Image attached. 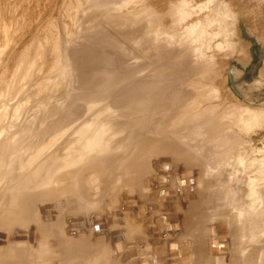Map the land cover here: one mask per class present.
Instances as JSON below:
<instances>
[{
  "label": "rangeland",
  "instance_id": "obj_1",
  "mask_svg": "<svg viewBox=\"0 0 264 264\" xmlns=\"http://www.w3.org/2000/svg\"><path fill=\"white\" fill-rule=\"evenodd\" d=\"M102 257L264 264V0H0V264Z\"/></svg>",
  "mask_w": 264,
  "mask_h": 264
},
{
  "label": "bare ground",
  "instance_id": "obj_2",
  "mask_svg": "<svg viewBox=\"0 0 264 264\" xmlns=\"http://www.w3.org/2000/svg\"><path fill=\"white\" fill-rule=\"evenodd\" d=\"M84 58H85V57H84ZM85 60H86V59H85ZM73 88H74V87H73ZM93 88H94V87H93ZM143 90H144V89H143ZM138 91H139V90H138ZM140 95H141V94H140ZM96 97H97V96H96ZM130 103H131V102H130ZM147 105H148V104H147ZM116 109H117V108H116ZM118 110H121V109L119 108ZM255 111H256V110H255ZM257 112H258V111H257ZM253 113H254V112H253ZM256 116H257V115H256ZM69 119H70V118H69ZM71 121L73 122V119H72ZM71 125H72V124H71ZM107 127L110 128V126H107ZM111 130H112V128L110 129V131L108 130V131L110 132L109 134H111ZM119 133H120V132H119ZM105 139H106V138H105ZM98 140H99V139H98ZM109 141H110V139H109ZM113 141H114V140H113ZM90 142H91V141H90ZM87 146H89V144H88ZM112 149H114V148H112ZM90 155H91V154H90ZM136 161H137V160H136ZM161 164H162V163H161ZM163 164H164V162H163ZM160 169H163V168L160 167ZM166 171H167L166 169H164V170H162V171H161V170H157V171H156V176H158V177H156V181H157V180H159V181H163L162 178H164L165 176H167V173H168L167 179H169V181L167 180V184H168L167 187H166V184L164 185V184H162V182H161V184H160V182L157 183V185H161L162 187L164 186V189L167 188L166 190H163V191H165V192H166L167 190H169V186H170L169 183L172 182V181L170 182L171 178H169V177H171V176L169 175V174H170L169 171H168V172H166ZM170 172H172V171H170ZM184 173H185V172H181V173H179V174H184ZM165 178H166V177H165ZM188 179H189V178H188ZM188 179H187V178H184V179H180V178H179L178 180L176 179L178 185H177V184L175 185V184L173 183L175 186H177V187H175L174 189L176 190V188H177L176 191H177L178 195H179L180 197H182V198H185V195H186V194L184 195V193L182 192V189H183L184 186H182V185L180 184V182H181L182 180H183V181L185 180L186 182H188ZM190 179H191V178H190ZM176 181H175V182H176ZM191 182H193V181H191ZM181 183H182V182H181ZM192 185H193V183L190 185L191 188H192ZM187 186H188V184H187ZM187 186H185V187H187ZM190 186H188V187H190ZM173 187H174V186H173ZM162 189H163V188H162ZM193 189H194V188H193ZM175 190H174V191H175ZM171 191H172V190H171ZM169 192H170V190H169ZM177 193H176V194H177ZM192 194H193V193H192ZM192 194H191V195H192ZM178 195H175V194L173 193L172 196H171V195H169V196H170V197H174V199L177 200L178 198H177L176 196H178ZM188 196H189V194H188ZM176 198H177V199H176ZM188 198H189V197H188ZM191 200H192V199H191ZM135 201H136V200H133V199H126V200L124 201V203H123L121 209H123V208L126 206V203H127V202H129V203H133V202H135ZM136 202H137V201H136ZM174 203H175V202H174ZM150 204H152V203H150ZM169 204H170V203H169ZM69 206H70V205H69ZM134 206H135V204H132V205H130V206H128V207H130L131 209L134 210V209H135ZM126 207H127V206H126ZM128 207H127V208H128ZM157 207H158V206H157ZM145 209H146V208H145ZM118 210H120V208H118V209L116 208V209H115V212H114L115 215L118 213V212H117ZM156 210H157V209H156ZM112 211H114V210H112ZM112 211H111V213H112ZM134 211H136V209H135ZM134 211H133V212H134ZM150 211H152V208H151L149 205H147V213H150ZM130 212H131V211H130ZM145 212H146V211H145ZM123 213H124V212H123ZM119 214H120V213H119ZM119 214L116 215V217H114V216H115V215H114L113 218H116V219L118 218V219L121 220L122 218H120V217H122V213L120 214V216H119ZM125 214H129V213L125 212ZM151 214H152V213H151ZM118 216H119V217H118ZM98 220H99V219H98ZM106 220H108V219H106ZM96 221H97V220H94L93 222H91V225L89 226V228H96V229H97V228H100V230L106 228L104 222L101 223V222H96ZM101 221H102V220H101ZM115 221H116V220H115ZM118 221H119V220H118ZM106 222H107V221H106ZM119 222H120V221H119ZM116 224H117V223H116ZM121 224H122V223H121ZM162 224H163V223H162ZM85 225L87 226V224H85ZM115 226H116V225H115ZM116 227H117V226H116ZM116 227H113V229H117V228H118V227H117V228H116ZM152 227H157V224H156L155 226L153 225ZM167 227H168V226H167ZM175 228H176V227H175ZM79 230H80V229H79ZM100 230L97 229L96 234L98 233V236L101 235V234H100ZM80 231H81V230H80ZM83 231H84V229H83ZM150 231H151V230H150ZM173 231H174V230H173ZM86 232H87V231H86ZM79 233H80V232H79ZM84 233H85V232H84ZM171 234H172V233H171ZM26 235H27V237H28V232H27L25 235H24V234H17V235L15 236V238L18 237V236H26ZM101 236H102V235H101ZM116 236H117V235H116ZM102 237H103V236H102ZM114 237H115V236H113V238H110V242H111V244L113 243V246L116 248V247L118 246L119 242H120V241H119L120 238H119V240H117V241H115V242H112V240L114 239ZM31 238H32V237H31ZM34 240H35L34 244H36V236L34 237ZM26 241H27V240H26ZM132 241H134V240H126V242H128V243H129V242H132ZM14 242H15V240H14ZM16 242H17V241H16ZM16 242H15V243H16ZM17 243H18V242H17ZM19 243H20V242H19ZM114 243H118V244H114ZM152 245H153V244H152ZM34 246H35V245H34ZM111 246H112V245H111ZM111 249H112V248H111ZM161 249H162V248H161ZM116 251H117V250H116ZM126 251H127V250H126ZM116 253H117V252H116ZM132 257H133V256H132ZM141 258H145L142 262L147 263V258H148V257H147V254H145V255H141L140 258H138V261H139V262H140V259H141ZM149 264H150V263H149Z\"/></svg>",
  "mask_w": 264,
  "mask_h": 264
},
{
  "label": "water",
  "instance_id": "obj_3",
  "mask_svg": "<svg viewBox=\"0 0 264 264\" xmlns=\"http://www.w3.org/2000/svg\"><path fill=\"white\" fill-rule=\"evenodd\" d=\"M229 75H230V80H231V86H232V88H233V90L235 91V93L239 96V97H241V98H243V99H245V93L238 87V85H236V83H235V81H236V78H235V76H236V71H235V68L233 67V68H231V70H230V72H229ZM165 169H169V167H164ZM187 175V174H186ZM186 175H182V178H185L186 177ZM187 191H188V189H187ZM186 190H184V192H187ZM185 199H187V198H185ZM171 247H173V246H171ZM154 250H156V248L154 247ZM154 252H156V251H154ZM171 256H176V255H174V254H171Z\"/></svg>",
  "mask_w": 264,
  "mask_h": 264
},
{
  "label": "crops",
  "instance_id": "obj_4",
  "mask_svg": "<svg viewBox=\"0 0 264 264\" xmlns=\"http://www.w3.org/2000/svg\"><path fill=\"white\" fill-rule=\"evenodd\" d=\"M169 210H172V208H170ZM148 227V226H147ZM149 228V227H148ZM74 237H77V236H75V235H72V238H74ZM104 246V245H103ZM57 253H58V247L56 246V256H57ZM58 255H59V253H58ZM76 260H74V259H68V260H66L65 262L63 261V262H58V264H74V262H75ZM57 264V263H56ZM80 264V263H79ZM82 264H112V262H109L108 261V259H107V257H102L101 259H100V261L99 262H93V260L92 259H86V260H83V263ZM127 264H136L135 262L134 263H132V262H129V263H127Z\"/></svg>",
  "mask_w": 264,
  "mask_h": 264
},
{
  "label": "trees",
  "instance_id": "obj_5",
  "mask_svg": "<svg viewBox=\"0 0 264 264\" xmlns=\"http://www.w3.org/2000/svg\"><path fill=\"white\" fill-rule=\"evenodd\" d=\"M255 47V46H254ZM253 49H255V48H253ZM253 61H254V59H253Z\"/></svg>",
  "mask_w": 264,
  "mask_h": 264
}]
</instances>
